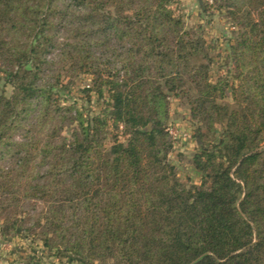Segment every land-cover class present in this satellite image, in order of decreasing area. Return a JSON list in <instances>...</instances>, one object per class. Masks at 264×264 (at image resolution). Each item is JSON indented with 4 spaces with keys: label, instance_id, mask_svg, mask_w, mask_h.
Wrapping results in <instances>:
<instances>
[{
    "label": "trees",
    "instance_id": "trees-1",
    "mask_svg": "<svg viewBox=\"0 0 264 264\" xmlns=\"http://www.w3.org/2000/svg\"><path fill=\"white\" fill-rule=\"evenodd\" d=\"M174 1L0 0V72L12 87L0 94L2 235L38 231L77 264H264V0L217 7L239 29L230 84L209 80L206 44ZM65 72L96 77L102 115L59 104ZM180 95L192 121L220 125L226 140L193 158L207 187L186 188L167 163L168 101ZM109 122L125 143L106 150ZM29 203L42 209L25 228Z\"/></svg>",
    "mask_w": 264,
    "mask_h": 264
},
{
    "label": "rangeland",
    "instance_id": "rangeland-1",
    "mask_svg": "<svg viewBox=\"0 0 264 264\" xmlns=\"http://www.w3.org/2000/svg\"><path fill=\"white\" fill-rule=\"evenodd\" d=\"M205 4L207 12L203 15L202 9ZM220 4L222 0H175L171 11L182 19L186 31L198 33L206 44L211 61L208 71L209 80L212 83L224 80L225 83L230 84L233 82V67L228 48L229 42L237 37L239 29L228 19L225 10L217 9ZM199 28L201 31H198ZM199 62V60L195 61L196 64ZM4 78V74L0 72V94L9 97L12 87L5 83ZM60 80L62 88L55 89L53 93L61 106L76 108L85 120L102 115L108 94L104 93L102 98L97 96L96 77L78 75L72 78L70 73L65 72L62 73ZM227 93L229 95V91ZM190 94L193 96L194 92L191 91ZM222 104H226L229 109L234 108L229 96L222 101ZM168 113L169 119L164 131L168 133L171 145L167 163L174 169V178L186 188L207 187L208 181L204 174L193 166V158L199 153L201 145L206 147L209 153H216L215 148L224 146L226 140L222 128L216 125L210 133L200 122L192 121L189 115V99L183 95L169 98ZM106 130L108 132L104 141L106 150L114 142L125 143L122 128L109 122ZM63 136L69 138L70 130H65ZM41 209V205L29 203L17 218L26 222ZM4 216L0 214V264H77L69 263L65 258H58L54 250L42 247L38 231L29 235L18 224L16 229L7 235H2L1 230L5 225ZM34 222V219L26 222L24 227L29 228Z\"/></svg>",
    "mask_w": 264,
    "mask_h": 264
},
{
    "label": "water",
    "instance_id": "water-1",
    "mask_svg": "<svg viewBox=\"0 0 264 264\" xmlns=\"http://www.w3.org/2000/svg\"><path fill=\"white\" fill-rule=\"evenodd\" d=\"M149 129V127L147 128V130Z\"/></svg>",
    "mask_w": 264,
    "mask_h": 264
}]
</instances>
